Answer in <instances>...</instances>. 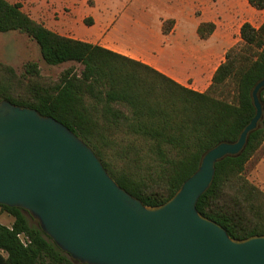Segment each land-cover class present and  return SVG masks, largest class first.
I'll return each instance as SVG.
<instances>
[{
	"label": "trees",
	"instance_id": "trees-1",
	"mask_svg": "<svg viewBox=\"0 0 264 264\" xmlns=\"http://www.w3.org/2000/svg\"><path fill=\"white\" fill-rule=\"evenodd\" d=\"M245 1L264 10V0ZM173 24L163 22V35ZM214 30L213 23H201L197 34L205 40ZM9 32L35 42L47 65L72 62L83 69L80 74L65 70L50 83L35 63L25 65L21 78L0 64V101L33 109L66 126L92 149L114 182L144 206L170 200L209 150L236 143L255 116L252 91L264 78V22L257 29L241 25L240 42L226 51L203 93L139 61L57 35L32 20L19 4L0 0V34ZM258 100V128L239 156L216 163L213 180L196 204L198 213L235 240L264 236V193L244 177L247 162L264 143V89ZM0 208L14 218L11 226L0 224V264H79L27 213Z\"/></svg>",
	"mask_w": 264,
	"mask_h": 264
},
{
	"label": "water",
	"instance_id": "water-1",
	"mask_svg": "<svg viewBox=\"0 0 264 264\" xmlns=\"http://www.w3.org/2000/svg\"><path fill=\"white\" fill-rule=\"evenodd\" d=\"M236 143L209 150L166 203L144 206L119 187L92 149L66 126L0 101V206L31 216L79 264H264V236L230 238L198 213L217 162L239 156L258 128L262 106Z\"/></svg>",
	"mask_w": 264,
	"mask_h": 264
},
{
	"label": "crops",
	"instance_id": "crops-1",
	"mask_svg": "<svg viewBox=\"0 0 264 264\" xmlns=\"http://www.w3.org/2000/svg\"><path fill=\"white\" fill-rule=\"evenodd\" d=\"M19 4L32 20L53 33L73 40L100 46L139 61L195 92H205L226 51L240 41L244 23L259 28L264 10L257 11L245 0H208L177 7L175 14L159 20L157 30L141 31L124 9L102 10L97 0H7ZM124 20L125 26L119 27ZM166 20L174 22L167 35L162 33ZM89 21V24L86 23ZM201 23H213L214 32L199 38ZM260 149V148H259ZM258 149V151H259ZM256 152L252 179L264 189V152Z\"/></svg>",
	"mask_w": 264,
	"mask_h": 264
},
{
	"label": "rangeland",
	"instance_id": "rangeland-1",
	"mask_svg": "<svg viewBox=\"0 0 264 264\" xmlns=\"http://www.w3.org/2000/svg\"><path fill=\"white\" fill-rule=\"evenodd\" d=\"M97 1L102 10L108 8L121 11L124 9L125 17L129 20L130 24H133V20L135 23L138 20L140 25L136 26H141V31L143 33L147 32V29L156 31L159 20L175 14L177 7L182 8V6H184L183 4L198 2V0ZM199 1L207 3L208 0ZM123 22L124 20L120 21V28L125 26V23ZM28 63H35L39 68L41 77H43L46 82L50 83L57 82L62 72L65 70L73 69L77 74H80L83 69L81 65L72 62L64 63L58 66H49L42 60L38 45L30 40L26 35L19 32L0 34V64L11 67L16 75L21 78L24 73L25 65ZM122 111L127 113L124 109H122ZM258 152H264V143L261 145ZM253 169V161L247 162L244 170V177L264 193V189L252 179ZM13 222L14 218L0 208V224L4 226H11Z\"/></svg>",
	"mask_w": 264,
	"mask_h": 264
},
{
	"label": "built area",
	"instance_id": "built-area-1",
	"mask_svg": "<svg viewBox=\"0 0 264 264\" xmlns=\"http://www.w3.org/2000/svg\"><path fill=\"white\" fill-rule=\"evenodd\" d=\"M18 237H19V239H20V241H21V243L23 245H26L27 244V241H26V239L23 236L19 235Z\"/></svg>",
	"mask_w": 264,
	"mask_h": 264
}]
</instances>
